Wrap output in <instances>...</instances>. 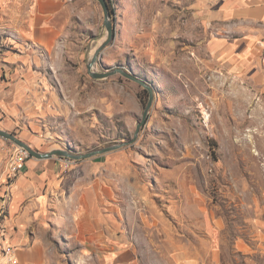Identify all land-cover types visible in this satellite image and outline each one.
<instances>
[{
    "label": "rangeland",
    "instance_id": "374dc122",
    "mask_svg": "<svg viewBox=\"0 0 264 264\" xmlns=\"http://www.w3.org/2000/svg\"><path fill=\"white\" fill-rule=\"evenodd\" d=\"M107 1L113 38L102 48L109 36L102 5L78 0L60 51L59 112L39 122L53 136L32 148L86 154L132 140L150 100L119 70L133 74L152 89L135 143L101 155L103 163L100 155L54 157L63 171L87 163L92 184L102 178L107 187L108 256L118 255V240L119 264H132L133 251L136 264H263L258 255L235 260L233 248L240 237L264 235V61L252 78L218 64L208 47L218 34L196 15L195 0ZM98 51L96 72L109 77L88 72ZM53 228L71 242L94 236L81 218Z\"/></svg>",
    "mask_w": 264,
    "mask_h": 264
},
{
    "label": "crops",
    "instance_id": "0c3cea01",
    "mask_svg": "<svg viewBox=\"0 0 264 264\" xmlns=\"http://www.w3.org/2000/svg\"><path fill=\"white\" fill-rule=\"evenodd\" d=\"M77 3L0 0V129L33 148H41L53 136L39 122L59 112L60 51L67 50ZM193 8L218 34L208 44L213 56L220 57L218 64L247 78L257 74L264 61V0H195ZM7 142L11 141L0 136V211H4L0 264H6L3 250L10 246L19 264H71V259L76 264H119L118 240L114 242L118 255L107 253L108 189L102 178L93 185L87 163L77 162L63 171L57 158H31L8 186L13 147ZM95 159L103 163L101 155ZM72 218L85 220L94 236L71 242L62 230H54L53 226L62 227ZM53 242L76 243L78 249L56 250ZM233 253L235 260L258 255L264 264V235L255 242L240 237ZM132 255L128 260L136 264ZM176 263L198 264L183 259Z\"/></svg>",
    "mask_w": 264,
    "mask_h": 264
},
{
    "label": "water",
    "instance_id": "95a60500",
    "mask_svg": "<svg viewBox=\"0 0 264 264\" xmlns=\"http://www.w3.org/2000/svg\"><path fill=\"white\" fill-rule=\"evenodd\" d=\"M99 2L101 3L103 10H104L105 25H106V28H107L108 33H109L107 42L102 46V48H104L109 43V41L113 38V28H112V23L110 20V18H111L110 17V9H109V5H108L107 0H99ZM98 53H99V51L97 52V54L92 58V60L87 65L89 74L93 78H106V77L111 76L113 73H98V72H96V61H97ZM119 71L121 74H123L128 79L133 80V81L137 82L138 84H140L141 86H143L150 93V100H149L148 105L145 109L143 119L140 122V124L138 125L137 131L135 133V137L132 140L127 141V142H123L122 144L113 145V146H110L107 148L92 151V152H89L86 154H72L71 152H69L68 150H65V149H54V150L44 152V153L36 151L31 146H29L27 143H25L21 139H19L15 134L9 133V132L4 131L2 129H0V136L9 140V141H12L15 145L24 148L25 150H27L31 154V156L33 158L41 159V160H48V159H52L54 157H68V158H71L75 161H80V160H84V159L93 158V157L98 156V155H104V154H107V153H110L113 151L120 150L125 146L132 145L133 143H135L141 127H143L146 124V121L148 119L149 111H150L151 103H152V89L143 80H140L139 78L135 77L133 74L127 73V72L122 71V70H119Z\"/></svg>",
    "mask_w": 264,
    "mask_h": 264
},
{
    "label": "built area",
    "instance_id": "2783aa9c",
    "mask_svg": "<svg viewBox=\"0 0 264 264\" xmlns=\"http://www.w3.org/2000/svg\"><path fill=\"white\" fill-rule=\"evenodd\" d=\"M30 154L27 150L20 146H14L11 156L8 162V183L14 180L25 168L26 162L29 160ZM65 168L70 167L73 162L71 160H67L63 163ZM6 255V263L7 264H19L18 258L16 256L15 251L11 248H7L5 251Z\"/></svg>",
    "mask_w": 264,
    "mask_h": 264
},
{
    "label": "trees",
    "instance_id": "16d2710c",
    "mask_svg": "<svg viewBox=\"0 0 264 264\" xmlns=\"http://www.w3.org/2000/svg\"><path fill=\"white\" fill-rule=\"evenodd\" d=\"M108 2V1H107ZM109 5V4H108Z\"/></svg>",
    "mask_w": 264,
    "mask_h": 264
}]
</instances>
